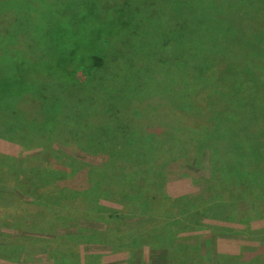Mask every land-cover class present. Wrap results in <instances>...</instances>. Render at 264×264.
Masks as SVG:
<instances>
[{"label":"rangeland","instance_id":"obj_1","mask_svg":"<svg viewBox=\"0 0 264 264\" xmlns=\"http://www.w3.org/2000/svg\"><path fill=\"white\" fill-rule=\"evenodd\" d=\"M7 1L0 56L53 64L4 83L47 101L0 104V264H264V0L203 52L208 0Z\"/></svg>","mask_w":264,"mask_h":264},{"label":"trees","instance_id":"obj_2","mask_svg":"<svg viewBox=\"0 0 264 264\" xmlns=\"http://www.w3.org/2000/svg\"><path fill=\"white\" fill-rule=\"evenodd\" d=\"M189 1V6L190 7H193V2H191L190 0ZM199 0H194V4L197 5V8L194 10V11H191L192 13V16H193V13L196 11V10H200L198 8L199 6ZM7 0H0V4L3 6V5H7ZM57 4H59V1L57 0ZM196 2V3H195ZM208 8L205 7L204 9L200 10L199 12L202 14V19H203V24L204 25H207L209 27L208 30L204 31V33L206 34L207 32H212L211 35L205 37V40H204V46L203 48L201 49V51H210V49L212 48L215 40L217 39V36H216V30L218 29V27L220 26V22L222 21V18H219L218 14H216V10L218 9V6H215V4L213 3L212 0H208ZM43 9H46V6L45 5H42V10ZM5 12V10H4ZM44 13V11H43ZM1 17V16H0ZM15 19V18H14ZM17 19V18H16ZM18 21L21 22L20 19H18ZM203 33V31H201ZM61 37V34L60 36L58 37V39ZM104 36L101 35V37L98 38V36L94 39V45H96V42L97 41H100L103 39ZM199 40L200 38H198L197 40V44L199 43ZM49 41V39H44V40H41L42 43H45L47 45V42ZM196 44V45H197ZM205 44H208V46H205ZM96 47V46H95ZM194 47H198L199 46H194ZM98 48V47H97ZM60 48H50V50L52 52H54V55H57L59 52ZM251 50V49H250ZM58 52L55 54V52ZM90 53V51H87ZM255 52L254 49H252V51L250 52L249 51V55L251 56L252 54L255 55ZM82 53L85 54V51L84 49L79 45L77 44L75 47H72L69 49V52L67 51L65 54H68L67 56H65V58L67 57H73L74 59H80L82 56ZM91 58H92V64L94 65H101L102 61H103V55L101 52H99V48L98 50H91ZM12 55H14L13 57H11ZM256 55L258 57H262L259 54L256 53ZM263 57H264V53H262ZM53 59H56V58H53L52 57V60ZM55 62V60H53ZM52 64L53 62H51L49 59H47L46 61H40V62H33V63H29L28 59H26L25 57H23L19 52H16V53H12V54H9L8 53V56L4 57V56H0V95H1V99L3 98V96L5 97L4 100H1L0 104H7V103H10L9 106L13 105L14 107L16 108H20L22 107V103L24 102H28V103H32V104H35L37 103L38 106H43V101L44 103L47 101V98H46V94L44 92H42V88L39 87V86H35V85H31L33 84V82H38V79L34 78L32 80L29 79V82H31L30 86L29 85H24L22 87L24 88H19L17 86H19V82H16V80H20V79H23V80H28V76L27 74H31L34 72H30V70H34V69H37L36 67H41L40 69L42 70L43 68H45L46 72L49 74L51 73L50 69L52 67ZM207 65H210V64H207ZM82 66V69H84L83 65ZM32 68V69H31ZM53 69V68H52ZM81 67L78 66L77 67V70L80 71ZM61 70V69H60ZM76 69L74 70V73L73 72H69V71H64L62 70L61 73L62 75L65 77V80L64 82L66 83L69 79H72V78H75V71H77ZM56 79V78H55ZM16 82L17 86H14V85H11L8 86V87H4L6 86L7 84H4L6 82ZM60 82V80H58ZM21 87V86H20ZM10 89V91H9ZM24 89H28V90H24ZM22 91V92H21ZM42 93V94H41ZM47 93V92H46ZM18 94V95H17ZM39 95V96H38ZM40 97V98H39ZM44 98V99H43ZM46 98V99H45ZM134 117H136V120L138 119L137 116L135 114H132ZM113 121H108V123L112 124ZM125 125L130 129V130H139L141 127L135 125L134 123L133 124H127L125 123ZM229 142V141H228ZM239 145H238V149L241 148L242 144L241 141L237 142ZM139 154V153H138ZM253 176L254 175H257L255 172L252 173ZM253 179H256V178H253L252 177V180ZM97 185V183H96ZM262 215L259 216V218H261ZM188 225V224H187ZM187 225H179L178 227L180 228H176V231L172 234L173 237L170 238L171 236V229H166V230H160V231H154L151 235H154L152 238L153 240H151L153 242V244H156V242H161L162 244L161 245H165V240L166 242L168 243V241H171L173 240V238H175L174 235L178 234L180 231L179 229L183 228V227H186ZM196 228V227H195ZM151 230V229H150ZM152 231V230H151ZM148 232V231H146ZM245 243V242H244ZM166 246V245H165ZM168 246V245H167ZM166 246V247H167ZM180 258V255L178 254V257H177V261L176 262H179L181 263L182 260L180 261L179 260ZM246 261L250 260L249 259H245ZM199 263L201 264L202 262L199 260ZM87 264H94L92 263L91 260H89L87 262ZM248 264V263H247Z\"/></svg>","mask_w":264,"mask_h":264}]
</instances>
